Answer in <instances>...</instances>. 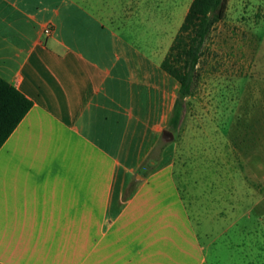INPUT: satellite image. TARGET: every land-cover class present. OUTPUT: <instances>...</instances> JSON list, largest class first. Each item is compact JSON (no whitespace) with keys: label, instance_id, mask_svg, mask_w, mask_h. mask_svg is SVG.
I'll return each mask as SVG.
<instances>
[{"label":"crops","instance_id":"obj_1","mask_svg":"<svg viewBox=\"0 0 264 264\" xmlns=\"http://www.w3.org/2000/svg\"><path fill=\"white\" fill-rule=\"evenodd\" d=\"M111 3L0 0V78L33 104L0 149V264H208L166 158L175 38L135 47Z\"/></svg>","mask_w":264,"mask_h":264},{"label":"rangeland","instance_id":"obj_2","mask_svg":"<svg viewBox=\"0 0 264 264\" xmlns=\"http://www.w3.org/2000/svg\"><path fill=\"white\" fill-rule=\"evenodd\" d=\"M105 1L160 55L193 0ZM197 70L166 158L208 264H264V0H229Z\"/></svg>","mask_w":264,"mask_h":264},{"label":"trees","instance_id":"obj_3","mask_svg":"<svg viewBox=\"0 0 264 264\" xmlns=\"http://www.w3.org/2000/svg\"><path fill=\"white\" fill-rule=\"evenodd\" d=\"M229 0H193L184 21L162 63V69L180 84L179 97L169 127L179 129L183 101L192 96L200 80L198 66L216 24L224 20ZM32 102L0 78V149L32 108Z\"/></svg>","mask_w":264,"mask_h":264},{"label":"water","instance_id":"obj_4","mask_svg":"<svg viewBox=\"0 0 264 264\" xmlns=\"http://www.w3.org/2000/svg\"><path fill=\"white\" fill-rule=\"evenodd\" d=\"M164 136L166 137L167 141H172L174 139L173 133L168 130L164 132Z\"/></svg>","mask_w":264,"mask_h":264},{"label":"built area","instance_id":"obj_5","mask_svg":"<svg viewBox=\"0 0 264 264\" xmlns=\"http://www.w3.org/2000/svg\"><path fill=\"white\" fill-rule=\"evenodd\" d=\"M51 31H52L51 27L48 26V27L44 30V34L48 35V34L51 33Z\"/></svg>","mask_w":264,"mask_h":264}]
</instances>
